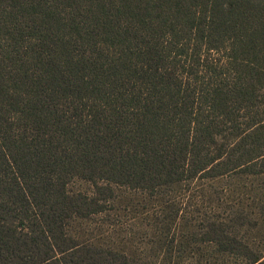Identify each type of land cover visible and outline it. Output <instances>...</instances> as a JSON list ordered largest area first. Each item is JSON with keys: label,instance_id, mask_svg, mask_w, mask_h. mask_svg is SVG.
<instances>
[{"label": "trees", "instance_id": "obj_1", "mask_svg": "<svg viewBox=\"0 0 264 264\" xmlns=\"http://www.w3.org/2000/svg\"><path fill=\"white\" fill-rule=\"evenodd\" d=\"M233 172L264 174V0H0V264H128L71 223Z\"/></svg>", "mask_w": 264, "mask_h": 264}, {"label": "rangeland", "instance_id": "obj_2", "mask_svg": "<svg viewBox=\"0 0 264 264\" xmlns=\"http://www.w3.org/2000/svg\"><path fill=\"white\" fill-rule=\"evenodd\" d=\"M71 191H89L76 180ZM216 223L264 264V174L233 172L162 188L154 194L117 187L105 211L76 219L70 232L127 255L128 264H247L209 239Z\"/></svg>", "mask_w": 264, "mask_h": 264}]
</instances>
